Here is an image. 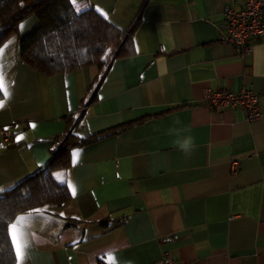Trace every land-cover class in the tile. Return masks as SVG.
Instances as JSON below:
<instances>
[{
  "label": "crops",
  "instance_id": "crops-1",
  "mask_svg": "<svg viewBox=\"0 0 264 264\" xmlns=\"http://www.w3.org/2000/svg\"><path fill=\"white\" fill-rule=\"evenodd\" d=\"M245 1L70 0L129 36L101 72L38 74L19 50L38 19L19 22L0 45L10 93L0 98V189L46 166L65 134L96 136L54 171L76 194L65 183L66 201L38 208L21 264H109V253L112 264L163 253L178 264H264V38L244 55L220 41L223 7ZM207 89L250 90L262 114L210 108ZM187 136L189 155L175 143Z\"/></svg>",
  "mask_w": 264,
  "mask_h": 264
},
{
  "label": "trees",
  "instance_id": "trees-1",
  "mask_svg": "<svg viewBox=\"0 0 264 264\" xmlns=\"http://www.w3.org/2000/svg\"><path fill=\"white\" fill-rule=\"evenodd\" d=\"M30 15L36 16L38 26L19 40L20 57L42 76L89 65L99 68L105 56L113 59L121 54L129 37L91 7L76 11L70 0H0V45ZM92 138L96 136L73 139L65 134L46 166L0 193V264H14L8 225L18 214L69 198L67 186L54 171L67 168L71 147Z\"/></svg>",
  "mask_w": 264,
  "mask_h": 264
},
{
  "label": "built area",
  "instance_id": "built-area-1",
  "mask_svg": "<svg viewBox=\"0 0 264 264\" xmlns=\"http://www.w3.org/2000/svg\"><path fill=\"white\" fill-rule=\"evenodd\" d=\"M222 13L220 41L239 49L241 55L250 52L254 39L264 38V0H246L239 9L225 5ZM203 101L210 108L240 107L244 110L247 120H256L262 114L258 107V95L247 89L237 92L228 89H207L204 91ZM237 169L238 163L235 161L232 171ZM156 264L178 263L168 253H163Z\"/></svg>",
  "mask_w": 264,
  "mask_h": 264
},
{
  "label": "snow or ice",
  "instance_id": "snow-or-ice-1",
  "mask_svg": "<svg viewBox=\"0 0 264 264\" xmlns=\"http://www.w3.org/2000/svg\"><path fill=\"white\" fill-rule=\"evenodd\" d=\"M73 3H75V0H73ZM79 10L80 9L77 8V11H79ZM5 47H7V46H5ZM3 51H4V49L0 48V53H2ZM0 93H2L5 98H7L10 95L9 89L6 85L5 77H4L2 72H0ZM4 103H5V100L0 99V108L4 107ZM73 155H74V161L73 162L75 163V156L77 154L74 153ZM57 180L60 183H67V186L72 191V195L75 196L76 190L70 181H66L63 178V176L59 175V174L57 175ZM3 191H4V189H0V192H3ZM34 214L36 216L41 215V210L40 209H33L31 212H29L26 215L17 216L15 218V221L8 225V235H9V238L11 240L14 252H15L17 264H21V262L24 260L25 252H26V249H27L28 244H29V240L26 236L24 229H25L26 224L35 218ZM61 215H63V214H61ZM106 258L109 261V264H112L113 259H114L113 255L111 253H109Z\"/></svg>",
  "mask_w": 264,
  "mask_h": 264
},
{
  "label": "clouds",
  "instance_id": "clouds-1",
  "mask_svg": "<svg viewBox=\"0 0 264 264\" xmlns=\"http://www.w3.org/2000/svg\"><path fill=\"white\" fill-rule=\"evenodd\" d=\"M175 123H179V121L177 120ZM187 130V129H185ZM171 132H176V134L179 136V131L180 130H174V129H171L170 130ZM175 143L179 146V148L186 154V155H189L192 151L195 150V141H194V138L191 137V136H187V137H184L182 139H177L175 141Z\"/></svg>",
  "mask_w": 264,
  "mask_h": 264
},
{
  "label": "rangeland",
  "instance_id": "rangeland-1",
  "mask_svg": "<svg viewBox=\"0 0 264 264\" xmlns=\"http://www.w3.org/2000/svg\"><path fill=\"white\" fill-rule=\"evenodd\" d=\"M105 63H103L100 67H99V69H100V72L107 66V64H108V62H109V60L111 59V57L110 56H108V57H106L105 56Z\"/></svg>",
  "mask_w": 264,
  "mask_h": 264
}]
</instances>
